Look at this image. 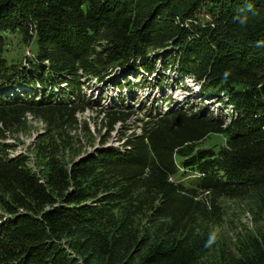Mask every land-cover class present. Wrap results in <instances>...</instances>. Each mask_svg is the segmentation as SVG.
<instances>
[{
    "label": "trees",
    "instance_id": "1",
    "mask_svg": "<svg viewBox=\"0 0 264 264\" xmlns=\"http://www.w3.org/2000/svg\"><path fill=\"white\" fill-rule=\"evenodd\" d=\"M157 65L230 114L116 101L100 108L105 129L137 117L138 132L118 148L103 138L68 167L52 159L43 178L0 142V264H204L199 221L217 218L221 199L264 209V0H0V90L15 94L0 95V140L25 114L60 137L93 108L89 82L122 72L124 87L112 83L132 96L129 77L154 76ZM159 81L141 87L163 90ZM211 137L223 142L199 146ZM117 211L128 220L146 211L144 234H125ZM250 243L219 263L264 264V234Z\"/></svg>",
    "mask_w": 264,
    "mask_h": 264
},
{
    "label": "rangeland",
    "instance_id": "2",
    "mask_svg": "<svg viewBox=\"0 0 264 264\" xmlns=\"http://www.w3.org/2000/svg\"><path fill=\"white\" fill-rule=\"evenodd\" d=\"M31 49L33 50L34 46L24 49L23 55L30 57L32 54ZM24 56L20 53L15 59L23 62ZM156 70L158 71L157 74L151 77H147L141 71L138 72L136 78L129 77L130 81L138 82L139 84L138 88L134 89L132 96L126 90H118L113 85L116 81L123 86L122 72H117L112 78L113 81L110 80L105 85L102 83L95 84L94 81L89 82L85 94L91 100L93 108L76 115V126L69 128L63 126L60 137L56 136V132L49 128L43 118L25 114L20 125L1 135L3 140H0V142L7 146L4 153L11 158L22 155L26 160L27 167L37 176L43 178L48 172V165L52 159L68 167L84 155L94 153V151L100 149L103 138L107 140L104 147L118 148L121 144V135L125 132L126 135L133 131L138 132L139 122L136 120L137 117H133L125 124L124 128L117 124L112 131L108 132L101 121L100 108H106V106H110L116 101L120 102L123 100L125 106L135 109L156 107L161 112L168 111L170 108L172 110L183 108L196 112L198 110L201 112L209 111L214 115H218L220 112L225 116L230 114V109L225 111L224 107L216 100L200 101L196 87H193L189 82L182 86L178 81H174L175 77L172 71L163 72L160 65L156 66ZM157 81L164 86L163 90L161 89L162 91L160 88H154ZM147 82H150L154 87L149 85L148 88L151 89H147L144 85L146 88H142L141 85ZM166 84L170 85L169 89H165ZM19 88L17 85L14 87L16 91ZM29 90L37 93V100H40L41 95L44 93L39 89ZM25 92L27 90L23 92L19 90L16 95L22 96ZM162 93H165L171 99L170 104L166 105L164 103L162 99L164 95ZM60 94V92L56 91L55 97H59ZM0 95H9V99L15 97V94H7L2 90H0ZM215 140L218 143L223 142L220 137H211L204 140L199 146L201 148L206 147L209 142ZM219 207L220 215L217 218L199 221L200 228L207 233L209 244L208 250L201 260L204 264H220V257H224L226 260L231 255L236 258L246 255L251 248L250 240L252 238L257 239L264 234V209L260 208L257 200L250 198L221 199ZM126 216L127 214L121 211L115 212L114 219L116 224L120 222H123L124 225L126 224L127 229L124 233L135 235L138 239L147 228L148 213L143 211L131 216L129 220ZM110 229V231L115 232L114 229L116 228ZM210 240L211 243H209ZM93 264L97 263L94 262Z\"/></svg>",
    "mask_w": 264,
    "mask_h": 264
},
{
    "label": "clouds",
    "instance_id": "3",
    "mask_svg": "<svg viewBox=\"0 0 264 264\" xmlns=\"http://www.w3.org/2000/svg\"><path fill=\"white\" fill-rule=\"evenodd\" d=\"M209 243H211V240L209 241Z\"/></svg>",
    "mask_w": 264,
    "mask_h": 264
}]
</instances>
